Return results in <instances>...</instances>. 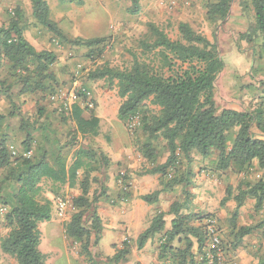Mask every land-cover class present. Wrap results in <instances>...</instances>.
<instances>
[{
	"label": "trees",
	"instance_id": "obj_1",
	"mask_svg": "<svg viewBox=\"0 0 264 264\" xmlns=\"http://www.w3.org/2000/svg\"><path fill=\"white\" fill-rule=\"evenodd\" d=\"M29 1L35 23L61 43L98 47L104 42V39L71 41L65 38L50 19L46 2ZM56 1L81 4L80 0ZM233 1L206 0L207 20L213 25L225 20ZM129 4L127 13L138 15L140 0H129ZM248 7L253 13V24L240 39L258 43L264 55V0H248L242 9L246 11ZM22 19L23 13L17 8L7 26L0 27V104L2 99L8 104L6 111L0 110V226L7 229L6 235L0 238V251L16 264H46V256L39 250L38 227L51 219V204L41 198V183L73 185L81 172L80 195L72 199L74 212L64 230L78 245L80 256L91 261L90 248L98 244L103 230L95 207L97 197L89 198L91 184L99 181L91 177V173L110 164L105 154L92 146V138L99 133V119L93 115L84 118L86 108L79 105L73 107L69 116L60 114L73 130L71 142L59 146L57 140L50 139L51 128H35L37 121L29 124L23 118L19 105L22 96L54 93V78L49 71L57 57L49 51H37L27 42ZM148 34L149 38L139 44L141 55L132 56L130 68H103L88 76L90 81H117V95L121 100L117 120L125 126L136 120L135 127L144 137L138 151L150 168L142 173L157 175L159 187L140 199L150 206L156 204L161 194L188 184V167L194 154L202 160L215 156L211 161L214 172L241 178L235 188H225L219 203L221 207L230 201L235 204L228 218L225 239L217 229L223 252L234 253L242 247L245 238L256 232H260L261 244H264V220L254 225H238L240 209L247 200L253 201L254 212L264 207V178L260 175L252 181L249 179L252 173H264V101L252 110L219 111L214 99V83L224 69V62L216 40L211 43L186 23L178 25L179 38L175 41L153 24L148 25ZM14 87L18 90L13 94ZM150 105L157 111H152ZM38 111L39 116H43L41 110ZM15 117L20 118L19 130L25 135L22 152L10 143L9 121ZM34 130L40 132L39 137L32 136ZM160 142L165 144L168 153L162 164L157 163L156 147ZM28 153L30 155L26 156ZM69 153L72 154L68 167ZM124 196L122 194V200ZM184 207L173 203L167 213L155 212L149 226L136 239L137 250H142L149 240L158 236L156 249L160 264H206L205 222L215 218L211 214L189 211L183 214ZM166 215L172 217L168 230L165 229ZM85 217H90L89 225L85 224ZM128 241L125 239L115 248L110 258L112 262H122L130 254ZM256 251L257 255L253 254L256 264H264V248L258 246Z\"/></svg>",
	"mask_w": 264,
	"mask_h": 264
},
{
	"label": "rangeland",
	"instance_id": "obj_2",
	"mask_svg": "<svg viewBox=\"0 0 264 264\" xmlns=\"http://www.w3.org/2000/svg\"><path fill=\"white\" fill-rule=\"evenodd\" d=\"M44 1L49 8L50 19L57 25L62 36L71 41L104 39V42L98 47L61 43L32 19L29 0H0V27L7 26L11 18H14L15 9L19 8L23 13L21 27L24 28L25 39L29 40L37 51H49L57 57L56 63L49 71L54 78V92L58 89H70L72 86L85 88L90 92L94 108L88 110L81 105L80 107L84 109V118L93 115L99 119V133L92 138V146L101 150L110 164L91 173V177L99 181L91 184L89 198L97 197V213L98 208L102 206L108 214L114 212V216L111 214V218L104 215L103 220L101 219L102 229H110L111 238L107 234H103L101 238L100 234L98 244L90 248L92 260L86 261L80 256L78 245L66 236L64 230L74 212L72 199L80 195L78 180L81 179L82 173L79 172L78 180L74 181L73 185L43 181L40 195L51 204V219L38 227L39 250L46 256V264H137L135 260L142 255L136 245L132 247L136 257L129 255L119 263L112 262V255H106L105 250L117 243L125 231L122 229L125 225L124 219H121L123 210L119 208L123 201L122 194L125 199L133 192L141 196L151 194L159 187V177L142 173L150 166L138 151V145L144 141V137L136 128L137 121H134L135 125L132 122V128H128L129 125L125 126L117 120V109L121 103L117 95V81H90L88 76L91 72L103 68H130L132 56L141 55L140 42L149 38V24L157 26L170 40L175 41L179 38L178 25L186 23L211 43L216 40L219 56L224 62V69L214 83L217 109L252 110L264 101V55L260 52L258 43H247L242 41L240 36L253 24V13L249 7L246 11L242 9L248 0H234L227 18L213 25L206 17V0H140L141 9L138 15L127 13L129 0H80V5L56 0ZM17 90L18 88L14 87L13 94ZM49 96L50 94L41 92L22 96L20 111L29 124L37 121L35 128H51L53 134L50 139L57 140L59 146H63L71 142L73 126L62 120L63 115L56 111L57 104L50 102ZM149 108L157 111L154 106L150 105ZM7 109L8 104L2 99L0 110L4 112ZM38 110H41L43 116H39ZM9 122L11 146L22 152L21 142L25 135L19 130L20 118L15 117ZM31 134L36 138L40 136L38 130L31 131ZM156 148L159 156L157 163L162 164L168 156L165 144L160 142ZM71 154L66 158L68 167L71 165ZM214 158L215 156H211L208 160H202L194 154L193 162L188 167V184L184 183L170 192L161 194L159 201L150 208V205H144L142 212H146L147 219L150 220L155 212L165 213L173 203L183 204V214L188 211L201 214L203 211L210 212L205 214L214 216L219 234L225 239L228 218L232 211L230 208L224 209L225 214L221 216L216 215L214 211L221 208L219 203L225 188H235L241 178L231 173L214 172V166L211 164ZM260 175L264 178V173H252L249 179L252 181ZM57 200L66 202L64 212L57 210ZM113 218L116 220L113 225H117V228L110 227V220L114 221ZM171 218L165 216L167 226ZM84 219L85 224L89 225L90 217ZM261 220H264V207L260 212H254L253 201L247 200L242 207L238 225H254ZM6 233L7 229L1 225L0 238ZM154 240L157 241L158 236ZM93 242L94 236L91 237V244ZM251 242L254 248L247 250ZM261 243L263 242L260 232L242 242L243 251H247L255 264L253 254L257 255V246L264 248ZM151 250L153 252L154 249ZM147 259H150L149 256ZM232 260H237L234 253H224L222 264H229ZM0 264L16 262L0 251Z\"/></svg>",
	"mask_w": 264,
	"mask_h": 264
},
{
	"label": "crops",
	"instance_id": "obj_3",
	"mask_svg": "<svg viewBox=\"0 0 264 264\" xmlns=\"http://www.w3.org/2000/svg\"><path fill=\"white\" fill-rule=\"evenodd\" d=\"M27 42L34 47V45L29 40H27ZM141 197H142L141 194L137 195L135 192H133V194L130 195V197L128 199H124L120 203L121 207H119V208L123 210V215L121 216V219L122 218L124 219L123 221H124V224H125V225H123L122 229H124L125 231H124V233L121 234V237H120V239L118 240L117 243L113 244V246L111 245L109 248H106V250H105L106 251V255H112L113 256L115 254V248L116 247L119 248L121 243L125 239H128L129 240L128 244L130 245L129 246V248H130V254L129 255H134L136 257L132 247H133V245H136L137 237L149 226L150 220H151V219L150 220L147 219L146 212H144V211L142 212V210L144 208V205H147V204H145L140 199ZM150 207L151 206H149V208ZM234 207H235V204L230 201V202H227L224 207H221L217 211L215 210L214 212L216 213V215L219 214L221 216V215L225 214L224 213V209H229L230 208L231 211H232L234 209ZM148 209H147V211H148ZM167 212L168 211H166L165 213H167ZM203 212L204 213H202V214L210 213V212H207V211H203ZM241 212H242V208L240 209V213ZM111 214L112 213L108 214L105 211L104 207H102V206H100V208H98V216L102 220H103V216L104 215L107 216V217H111L112 218V215L114 216V212H113L112 215ZM115 221H116L115 219H114V221L110 220V223L112 224V225H110V227L117 228V225H113V222H115ZM170 221H171V219H170ZM114 224H116V223H114ZM103 227H105L104 223H103ZM169 227H170V222H169L168 226H167V223L165 224V229L166 230H168ZM109 230L104 228L102 230V233H101V238H102L103 234H107L111 238V236H110V232L111 231H109ZM153 240L154 239L149 240L146 243V245L144 246V248L142 250H139V252H140V254L142 256H141V258H137L135 260V262L137 264H160L158 262V260H157V249H156L157 241H155V240L153 241ZM100 241H101V239H100ZM152 248L154 249L153 252L151 250ZM253 248H254L253 242H251L250 243V247H247V250L248 249L251 250ZM243 249L244 248L241 247V248H238V249H236L234 251V254H235L237 260H235L236 262L232 260L233 262H231L229 264H255V262H252V258L250 256H248L247 251L246 250L243 251ZM195 250H196V248L194 247V251ZM129 255H127L126 258ZM148 256H149L150 259H147Z\"/></svg>",
	"mask_w": 264,
	"mask_h": 264
},
{
	"label": "built area",
	"instance_id": "obj_4",
	"mask_svg": "<svg viewBox=\"0 0 264 264\" xmlns=\"http://www.w3.org/2000/svg\"><path fill=\"white\" fill-rule=\"evenodd\" d=\"M49 101L57 104L56 111L65 117L71 114L75 105H81L88 110L94 108V102L90 92L85 88H76V86H72L70 89L56 90L49 96ZM134 121L132 122L134 123ZM132 122L128 124V128L133 127ZM14 154L15 152H12V155ZM29 155V153L26 154V156ZM56 208L59 212H64L66 209V202L64 200H57ZM205 226L206 235L208 237L205 252L206 264H222L224 262V252L220 246V237L215 220L208 218L205 222Z\"/></svg>",
	"mask_w": 264,
	"mask_h": 264
}]
</instances>
